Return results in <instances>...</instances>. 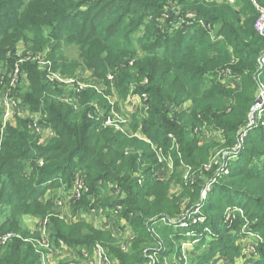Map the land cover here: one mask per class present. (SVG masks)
I'll return each mask as SVG.
<instances>
[{
    "label": "trees",
    "instance_id": "16d2710c",
    "mask_svg": "<svg viewBox=\"0 0 264 264\" xmlns=\"http://www.w3.org/2000/svg\"><path fill=\"white\" fill-rule=\"evenodd\" d=\"M239 1L241 7L233 6L230 0H0V64L7 63L10 71L21 43H32L38 54L54 43L48 50L53 68L74 71L82 63L104 81V94L89 91L87 97L105 104L104 96L113 95V83L124 94L132 91L131 94L148 97L141 112L130 117L132 134H120L105 129L96 120L99 114L85 100L82 99L83 109L57 100L56 96L64 93L47 79L50 65L39 68L33 62L24 64L21 81L14 90L26 88L21 96L24 107L48 114V120L41 122L51 126L57 137L47 146L40 145L37 133L23 119L17 120V129L10 126L3 135L0 132V234L31 236L30 222L33 224L35 217H48L52 237L71 247L92 249L101 244L118 264L148 263L146 246L131 251L137 244L157 245L161 241L150 233L151 227L160 229L164 237L172 235L169 226L174 224L159 223L162 218L174 221L173 210L182 205L181 198L170 192L172 178L181 176L183 180L184 172L196 169L198 176L193 186L194 191H200L195 186L201 187L205 175L215 178L223 173L224 163L209 164L213 149L205 144L207 127L227 132L232 151L236 136L249 123L255 105L253 75L258 60L264 56V35L256 30L264 0ZM199 20L204 26L197 24ZM212 30L218 33L214 36ZM72 46L80 50V56L67 63L65 49ZM139 49L145 55L136 62L132 54ZM232 73L242 79L237 91L224 84ZM109 74L114 79L109 80ZM1 120L0 107V129ZM252 134L245 139L243 159L234 162L228 180L218 188L227 200L228 196L232 198L229 205L221 202L222 212L232 205L245 206L247 217L262 218L252 226L260 233L264 227V130L257 129ZM175 141L177 151L165 153L175 164L169 179L162 181L155 176L162 165L152 145L170 148ZM160 155L164 157L161 152ZM251 158L261 167L248 163ZM40 161L44 166L39 165ZM79 170L87 173L82 176L88 191L80 200H69L73 212L84 218L93 209L103 210L108 219L107 211L115 216L123 207L136 218L130 220L126 214L119 225L110 229L97 225V233L91 229L89 236L68 235L66 223L57 217L56 198L66 193L60 189V179L71 183ZM141 170L142 175L138 174ZM108 181L112 185L109 189L100 185ZM50 189H57L59 195L51 197ZM108 190L114 193V200L105 205L101 201L109 198ZM117 191L123 198L115 200ZM52 211L55 215L49 216ZM123 222L133 232L136 225L140 228L133 243L126 246L114 241V237L122 236ZM228 225L224 222L212 226V234L227 230ZM227 234L229 240L235 237ZM40 235L38 230L33 237ZM106 236L109 238L104 239ZM223 239L214 244L213 252L223 250ZM167 251L161 250L160 256H166ZM259 252V259L252 264H264V246ZM40 261L34 248L20 240L0 245V264H41Z\"/></svg>",
    "mask_w": 264,
    "mask_h": 264
},
{
    "label": "rangeland",
    "instance_id": "374dc122",
    "mask_svg": "<svg viewBox=\"0 0 264 264\" xmlns=\"http://www.w3.org/2000/svg\"><path fill=\"white\" fill-rule=\"evenodd\" d=\"M233 6L241 7L239 0H230ZM199 26H204V23L202 20H199L197 23ZM218 31L212 30V35H216ZM46 33H44L45 35ZM224 39L227 35L226 33H223ZM136 38V37H135ZM223 38V37H222ZM223 41V40H222ZM218 42V41H216ZM215 42V43H216ZM136 43V41H135ZM54 43H51L50 48H48L46 51L42 52L41 54L34 52V45L32 43H28L25 45L24 43H21L18 48L16 55L11 54V57L15 55L16 62L14 64V68L10 71L7 63L0 64V107L2 109V120H1V129L0 132L3 135L5 132L6 127H15L17 129V120L23 119L27 120L28 126L34 121V120H48V114L44 115L41 112H30V109L24 107L22 94L24 96V93L26 91V88H20L17 89L16 92L14 89H11L9 87V82L12 78L13 73L16 69H19L20 72H22V66L26 63L33 62L39 66V68H46V66L50 65L52 67L51 71H48L47 79L50 81L51 84L57 85L59 90H61L64 94L61 96H56V99L59 101H65L68 105H73L74 108H80L83 109L82 105V99L85 100V102H88L90 107H93L94 113L99 114L98 122L102 123V126L105 127V129H113L117 133L123 134L128 133L132 134V129L130 127L131 122H129L130 117L138 114L141 112V106L145 102L143 98L138 94H131L130 92H123L120 91L119 88L115 86L113 83L110 85L111 93L113 94L110 97L105 98V104H102L101 100H98L97 98L87 97V93L89 91H95L98 95H102L105 92V86L104 81L102 79L98 78V75L94 74V72L88 68L83 67L82 63H80L79 68H76L74 71L69 69L68 67L63 68L59 67L57 70L53 67H55L54 62L49 59V51H51V48L53 47ZM65 55L67 56V63H72L74 60L79 59L80 56V50L76 46H72L65 49ZM144 55L142 51L139 49L138 53L132 54L134 57V60L137 62L144 58ZM262 58V57H261ZM261 58L258 60L257 63V69L256 72L253 75V81L255 83V93H254V100L255 105L252 108V111L254 110L256 105H260L261 108L251 113L249 124L247 127H244L240 130V133L238 134L237 139L235 141L236 146L232 151H230L232 147V143L230 142V138L228 136V133L224 132V134L221 131L216 132L213 128L207 127L206 129V135L205 138V144L210 145L212 147V153H211V162L209 164H217L220 162L221 164L224 163L223 166V173L221 175L215 176V178H212L208 175H205L203 177V180L201 181V187L199 185L195 186L200 188V191H194L195 182L194 179L198 176L196 173V169H189L186 173L184 172V179L182 180L181 176L175 178H172L173 183L170 184L171 186V193L175 194L176 198H181L180 201V207L173 210L172 218L174 219V225H170L169 228L171 229V236H162V231L160 229L156 230L150 228V231L153 232V230L156 232V234H153V236L161 239V241L164 243L165 250L167 251L166 256L164 255H154V254H146L145 258H148L152 261L153 264H252L253 262L257 261L260 256L259 250L264 246V236L261 234V232L257 233L255 232V229L252 228V226L257 222L260 218H249L247 217V213L245 211V206L236 205V206H229L230 208H227L226 211L222 212V204H230V200H232L231 197H227L228 200L225 198L226 194H222L221 191L218 188V184H221V182L228 180L229 176L232 172V165L234 162H236L239 159H243L242 155L245 152V149L247 148V142H245L246 137L249 139L252 132L259 130H264V75L258 76L259 72L264 73V67L262 66V62L260 61ZM73 60V61H72ZM38 61V63L36 62ZM43 62L46 63V65H43ZM134 63V62H133ZM132 63V64H133ZM71 65V64H70ZM262 67V68H261ZM261 69V70H260ZM260 70V71H259ZM109 76L114 77L113 75L109 74ZM108 76V79H109ZM239 74H231L230 78L224 79L225 83L231 85L233 91H237L240 89L242 85V79L240 80ZM51 78V79H50ZM114 79V78H113ZM112 80V79H109ZM229 80V81H228ZM56 88V86H55ZM72 92L73 94L69 93ZM15 98L16 100L13 101L17 107L14 109V112H17L23 107V114L20 116H16L15 118H11L12 120L5 121V114H6V107L5 103L8 102L9 99ZM258 102V103H257ZM257 103V104H256ZM79 111V110H78ZM254 115V116H253ZM94 118V117H93ZM43 121V120H42ZM46 128H49L48 131H43L41 133H37V138L39 139L40 145L47 146L50 144L55 137H57L56 132L53 130V128L50 126H47L44 124ZM250 129L246 136L243 137L244 130ZM30 129V128H29ZM51 132L54 133V135L51 134ZM33 134V133H31ZM34 135V134H33ZM255 135V134H252ZM234 143V144H235ZM233 144V145H234ZM179 145L175 141V145L171 146L170 148H158V146L152 145V151H157L159 153V157H161L162 162L159 161V163L162 165L159 170L155 171V176L160 178L162 181H166L170 177V170H173L174 162H167L168 157L165 155L166 152L172 153L176 152ZM160 152L164 155H160ZM127 156H129V152L126 153ZM165 159V160H164ZM31 160V159H30ZM184 160V159H183ZM226 160V161H225ZM185 162V160H184ZM230 162V166L227 168V163ZM252 163L253 165H257L261 167V163L256 162L255 159L251 158L248 163ZM29 164V161L26 162ZM158 163V164H159ZM164 164H167L164 165ZM219 166V165H218ZM145 167V165H144ZM209 168V167H208ZM201 176L204 175L203 169H200ZM85 173L81 170L78 171V173ZM215 172V171H214ZM214 172L212 174H214ZM77 173V174H78ZM76 174V175H77ZM138 174L142 175V170L138 172ZM199 174V175H200ZM216 174V173H215ZM212 178V179H211ZM220 178V179H219ZM219 179V180H217ZM186 181V183H185ZM61 187L60 189L62 192L68 193L69 198L72 196V190H73V184L72 182H67V180L60 179ZM101 186H105L106 189H109L111 187V182H100ZM184 185L188 186V188L184 187ZM99 186V185H98ZM193 188V189H192ZM187 189V190H186ZM50 189L48 192V195L51 194V197L55 198L57 197L58 190ZM207 192H204V191ZM61 193V192H60ZM108 195L104 200H102V204L107 205L109 201L114 200L113 194L109 193V190L107 191ZM178 196V197H177ZM66 197V195H65ZM125 197V195H124ZM123 198V195L121 194V191L116 192L115 200ZM226 199V201L224 200ZM58 200L63 201V206L57 207V217L63 222L66 223L67 226V233L68 235H71L73 238H76L78 236H89L92 232L91 229L94 230L95 233H97V225L105 226L110 229L111 225L115 222L113 216H109L108 221L106 220L101 221L97 220L94 221L93 219L89 221L90 217L88 218H82L79 213H75L73 211H69L68 204H66L67 199L64 201L63 198H56V202ZM225 201V202H224ZM201 205V210H199V213L196 216H189V214L196 209V207ZM247 205V204H246ZM122 207V209H119L121 212L116 217V223L115 225H119V221H121V217L125 216L130 217V220L132 218H136L132 214H128L126 212V209ZM127 214V215H126ZM55 215V213L52 211L49 216ZM119 216V217H118ZM34 218V217H33ZM48 218V217H47ZM46 219V218H45ZM188 221V226H180L178 224L181 221L186 220ZM39 218H34L33 224L30 222L29 227L32 226V229L34 231H38L39 225L38 221ZM172 221V220H171ZM222 221V222H221ZM228 222L230 225H228L227 230H223V232L220 233V231L215 232L212 234V226L216 227L219 226L221 223ZM159 223H162V225H166L167 223H163L160 221ZM172 224V223H169ZM219 224V225H218ZM238 224V225H237ZM82 229H81V227ZM97 228H96V227ZM79 227V228H78ZM195 229H194V228ZM104 229V228H103ZM135 231H131L130 234L128 232H125V229H121L122 236H117L118 238L114 237V241L119 245L123 244L126 246V244L129 242L131 243L132 238L137 234L138 230L140 228L134 227ZM100 232V231H99ZM234 235L235 237L232 240L228 239V233ZM101 233V232H100ZM110 233V232H108ZM104 234V233H102ZM31 236L33 237V234L31 233ZM109 236V235H108ZM108 236L104 237V239L109 238ZM29 237V236H27ZM162 237L164 239H162ZM224 237V239H223ZM34 238V237H33ZM224 241L223 244V250L219 251V249L215 252H213L214 244H218V241ZM106 243H110V246H112V243L109 241H106ZM133 243V242H132ZM131 243V244H132ZM141 244V243H140ZM137 244V247L134 251L131 252H137L139 249L144 246L146 248H156L157 246L146 242L142 243L141 245ZM80 250H86L90 252V247L79 246V252ZM146 250V249H145ZM49 251V250H47ZM226 251V252H224ZM61 252V251H60ZM36 255L38 256V252H36ZM89 254V253H88ZM128 254L129 251H128ZM39 257V256H38ZM150 257V258H149ZM153 258V260L151 259ZM86 261V259H84ZM52 264H72L76 260L73 256L67 255L65 252L58 253L57 255L52 257ZM82 262V260H79ZM150 262L145 264H152Z\"/></svg>",
    "mask_w": 264,
    "mask_h": 264
},
{
    "label": "built area",
    "instance_id": "2783aa9c",
    "mask_svg": "<svg viewBox=\"0 0 264 264\" xmlns=\"http://www.w3.org/2000/svg\"><path fill=\"white\" fill-rule=\"evenodd\" d=\"M256 30L260 35H264V11H262V15H261V17H260V19L256 25ZM260 61L262 62V66L264 67V56H262ZM43 65H46V63L43 62ZM261 74H264V73L260 71L259 75H261ZM109 79H113L112 76H109ZM20 81H21V72L19 69H16L12 75L10 82H9V87L11 89H14L15 87H17L19 85ZM140 96L143 98V100L147 101L148 97L146 94H140ZM15 100H16L15 98H12V99H9L8 102L5 103V107H6L5 121H8L11 118H15L16 116H20L21 114H23V107H21V109L19 111L14 112V109L17 107V105L14 104L15 102L13 103V101H15ZM260 108H261L260 105H256L254 110L251 113L258 111ZM251 113H250V115H251ZM250 115H249V119H250ZM44 124H45V122L42 123L41 120H34L30 124L29 128L31 129V131H33L35 133H41L43 131L49 132V128H46ZM245 127H247V126H245ZM249 130H250L249 128L244 130L243 137L246 136V133ZM51 134L54 135L53 132H51ZM169 161H171V160H167V162H169ZM160 162L163 163L161 157H160ZM39 165L44 166V162L40 161ZM72 184H73V190H72V194L70 193V195H72V196L69 198L68 193H65L66 197H65V195H63V197H62L64 201L66 199H67V201H69V200H73V201L80 200L83 197L84 193H86L88 191V188L86 186L84 178L80 172L76 175ZM204 192H207V191L205 190ZM68 203L69 202H66V204H68ZM63 204L64 203L62 200H58L56 202V205L58 208H59V206H63ZM199 210H201V205L196 207V209L194 211H192L189 214V216H193V215L196 216L199 213ZM107 213L110 216H112L111 215L112 211L111 212L107 211ZM105 215H107L105 211L100 210L98 212L95 209H93V210H91L90 215L84 216V218L90 217V219H93L94 221L107 220L105 218ZM161 221L163 223H167V224H169V223L173 224L174 223L173 221L166 220L164 218H162ZM37 223L39 225L38 230L41 234L39 238L36 239V238H33L32 236L27 237V236L21 235V234L16 233V232H8L5 234L4 233L0 234V245L6 246L7 244H9V242L16 241V240H20L25 244L31 245L34 248V250L36 252H38V256L41 260L40 261L41 264H52V262H53L52 257L57 255L58 253H61V252H65L67 255H70L71 252L75 253V255L73 257L76 261L73 262L72 264H118L117 261L110 254L109 249L107 247H105L101 244H96L92 249H90V252L86 251V250H80V252H79V248L76 249L74 247H71V246L67 245L63 240H57V239L52 237L53 231L50 228V219L49 218H46L45 220H39ZM178 224H180L181 227L182 226L183 227L188 226V221L186 219L184 221L179 222ZM120 225H121L120 227H122L121 229H125V232H128L130 234L131 231H130L129 227L124 224V222ZM151 228L154 229L153 227H151ZM121 229H120V232H121ZM30 232L32 234H34L37 231H34L32 229ZM150 233L152 235L156 234V232L154 230H153V232L150 231ZM156 246H157L156 248L154 247V248H151L149 250L148 249L145 250L144 256H146V254H154V255L158 254V255H160L161 250H164V248H165L164 243L162 241H159ZM47 250H49V251H47ZM84 259H86V261ZM151 259L153 260V258H151ZM79 260H82V262ZM149 262L152 263L151 260H149Z\"/></svg>",
    "mask_w": 264,
    "mask_h": 264
},
{
    "label": "crops",
    "instance_id": "0c3cea01",
    "mask_svg": "<svg viewBox=\"0 0 264 264\" xmlns=\"http://www.w3.org/2000/svg\"><path fill=\"white\" fill-rule=\"evenodd\" d=\"M63 195H65V193L63 194ZM68 209H69V211H72L71 210V208H69V206H68ZM113 217H114V220H115V222L113 223V224H110L111 226H115V223H116V217H117V215H112ZM88 220H90V219H88ZM101 221H104V220H101ZM106 222H108V224L110 223L109 221H108V219L106 220ZM121 221H119V223H120ZM125 225H127L126 223H124ZM128 226V225H127ZM129 227V226H128ZM130 229V228H129ZM131 231V230H130ZM75 255V253H73V252H71L70 253V256H74Z\"/></svg>",
    "mask_w": 264,
    "mask_h": 264
}]
</instances>
